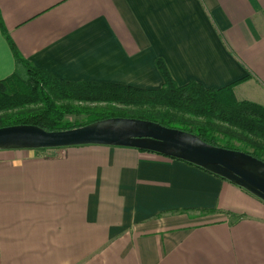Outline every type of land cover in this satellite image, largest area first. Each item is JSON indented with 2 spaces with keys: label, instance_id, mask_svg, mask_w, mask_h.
Returning a JSON list of instances; mask_svg holds the SVG:
<instances>
[{
  "label": "crops",
  "instance_id": "0c3cea01",
  "mask_svg": "<svg viewBox=\"0 0 264 264\" xmlns=\"http://www.w3.org/2000/svg\"><path fill=\"white\" fill-rule=\"evenodd\" d=\"M7 37L63 80L155 89L161 59L264 106V0H0V79ZM0 264H264V202L132 147L0 150Z\"/></svg>",
  "mask_w": 264,
  "mask_h": 264
},
{
  "label": "trees",
  "instance_id": "16d2710c",
  "mask_svg": "<svg viewBox=\"0 0 264 264\" xmlns=\"http://www.w3.org/2000/svg\"><path fill=\"white\" fill-rule=\"evenodd\" d=\"M7 39L15 67L0 79V127L32 124L59 131L108 117H133L194 133L207 143H222L264 161V106L236 99L234 83L206 88L191 80L178 85L161 59L156 66L163 83L155 89L67 81L34 66ZM80 115L81 120L69 119Z\"/></svg>",
  "mask_w": 264,
  "mask_h": 264
},
{
  "label": "water",
  "instance_id": "95a60500",
  "mask_svg": "<svg viewBox=\"0 0 264 264\" xmlns=\"http://www.w3.org/2000/svg\"><path fill=\"white\" fill-rule=\"evenodd\" d=\"M76 145L132 147L195 165L264 202V161L203 141L194 133L133 117H108L59 131L32 124L0 127V150L54 149Z\"/></svg>",
  "mask_w": 264,
  "mask_h": 264
},
{
  "label": "rangeland",
  "instance_id": "374dc122",
  "mask_svg": "<svg viewBox=\"0 0 264 264\" xmlns=\"http://www.w3.org/2000/svg\"><path fill=\"white\" fill-rule=\"evenodd\" d=\"M82 118H83V116H81V115H80V116H70V117H69L70 120H81ZM232 143H233L234 145H237V144H238L237 142H234V141H232ZM220 145H222L221 147L224 146V144H222V143H221ZM37 153H38V152H37Z\"/></svg>",
  "mask_w": 264,
  "mask_h": 264
}]
</instances>
